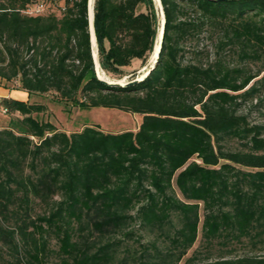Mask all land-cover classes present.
I'll list each match as a JSON object with an SVG mask.
<instances>
[{"label":"trees","instance_id":"16d2710c","mask_svg":"<svg viewBox=\"0 0 264 264\" xmlns=\"http://www.w3.org/2000/svg\"><path fill=\"white\" fill-rule=\"evenodd\" d=\"M44 1L0 0V81L141 122L136 131L68 133L34 116L43 105L1 99L9 121L0 128V262L109 264L122 233L126 264H179L202 210L206 264H264V121L242 112L264 113V0H160L158 59L126 87L95 75L87 0H62L60 17L28 13ZM155 4L94 0L102 71L153 53ZM85 229L107 241L90 242Z\"/></svg>","mask_w":264,"mask_h":264},{"label":"rangeland","instance_id":"374dc122","mask_svg":"<svg viewBox=\"0 0 264 264\" xmlns=\"http://www.w3.org/2000/svg\"><path fill=\"white\" fill-rule=\"evenodd\" d=\"M35 7L30 8V11H34ZM156 16H157V25L158 28L160 26V11L158 6L155 4ZM63 11V1L60 0L58 2H50L49 0L44 1V6H42V10L38 14L44 13H54L57 17L61 16ZM138 11L145 12L144 6H139ZM157 46V43L155 44ZM94 52L97 55V47L94 48ZM152 55H149L144 61L140 59L131 60L130 64L124 67L119 68V72L116 74L105 73L104 71H100L103 77L110 80H121V81H129L135 77L142 75L146 69L149 67ZM264 74V73H262ZM9 86L17 87L15 82L8 83ZM53 93H45V94H34L29 103H34L38 105H43L44 110L34 115L40 121H49L52 123L56 129L65 132H73L81 130L85 125H97L104 132H120L124 130L133 131L134 121L138 118L137 115H132L130 113H125L116 109L109 108H91L87 110H82L78 106H75L73 103H63L56 102L54 100ZM242 112L247 116L248 121L250 123H257L264 121V113L259 111L258 109L249 108L248 105L242 106ZM9 121V117L6 114L1 113L0 111V128L7 125ZM236 146V144H235ZM35 213H41V209L36 207ZM203 212L200 210V222L198 226L197 239L191 249L187 252L185 257L181 260L179 264H185L186 260L191 257L195 251L199 252L198 257L195 261L190 264H206V254L205 248H203V242L201 240V223H202ZM126 229V227L124 228ZM84 235L89 239L90 242L96 241V245L98 243H103L107 241L106 239L99 241L97 238V234H90L88 229L84 230ZM116 240H121V246L117 251V256L113 261L109 264H126V251H125V243L126 237L119 233L115 236ZM94 244V245H95ZM51 247L55 248V240H51ZM217 249L215 248L212 253L216 254ZM244 250L239 248L237 253H242ZM125 254V262L120 263V259L124 257ZM131 262L130 264H136ZM0 264H14L13 262L2 261ZM17 264H25L24 259L18 262ZM46 264H60L59 259L51 255L47 260Z\"/></svg>","mask_w":264,"mask_h":264},{"label":"water","instance_id":"95a60500","mask_svg":"<svg viewBox=\"0 0 264 264\" xmlns=\"http://www.w3.org/2000/svg\"><path fill=\"white\" fill-rule=\"evenodd\" d=\"M154 1L159 8L161 19H160V26L158 29L157 40H156L157 46L155 45L154 47V51H153V55H152L149 67L146 69V71L142 75L135 77L129 81H121V80L104 79L100 76L101 68L98 62V57L96 53L94 52V48L96 47V34H95V28H94V22H93V2L94 0H87V22H88L89 43H90L91 53L93 57L94 72H95L97 79L100 82L110 87L132 86L142 81L149 74L151 69L154 68L156 61L158 59L160 46H161L162 39H163L164 24H165V18H164L161 1L160 0H154Z\"/></svg>","mask_w":264,"mask_h":264},{"label":"crops","instance_id":"0c3cea01","mask_svg":"<svg viewBox=\"0 0 264 264\" xmlns=\"http://www.w3.org/2000/svg\"><path fill=\"white\" fill-rule=\"evenodd\" d=\"M34 94H29L18 87L9 86L5 81H0V100L4 98L15 99L23 102H29ZM134 115V114H132ZM136 115V114H135ZM138 120L134 121L133 131H136L141 122V116L137 115ZM132 130V129H131Z\"/></svg>","mask_w":264,"mask_h":264},{"label":"built area","instance_id":"2783aa9c","mask_svg":"<svg viewBox=\"0 0 264 264\" xmlns=\"http://www.w3.org/2000/svg\"><path fill=\"white\" fill-rule=\"evenodd\" d=\"M41 10H42V5H37V6H35L34 11L29 10L28 13L38 14L41 12ZM0 111H1V113L5 112V110H3V109H1Z\"/></svg>","mask_w":264,"mask_h":264},{"label":"bare ground","instance_id":"6f19581e","mask_svg":"<svg viewBox=\"0 0 264 264\" xmlns=\"http://www.w3.org/2000/svg\"><path fill=\"white\" fill-rule=\"evenodd\" d=\"M100 76H101L102 78L106 79L105 77L102 76V74H100Z\"/></svg>","mask_w":264,"mask_h":264}]
</instances>
